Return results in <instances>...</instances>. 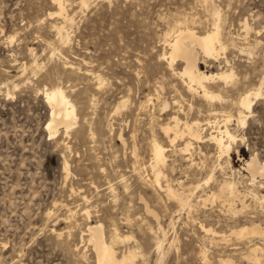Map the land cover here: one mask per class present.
<instances>
[{
	"label": "rangeland",
	"instance_id": "1",
	"mask_svg": "<svg viewBox=\"0 0 264 264\" xmlns=\"http://www.w3.org/2000/svg\"><path fill=\"white\" fill-rule=\"evenodd\" d=\"M53 1L0 0V264H97L94 225L118 259L136 251L133 264H203L204 253L207 264H264V177L247 169L252 156L264 164V97L246 128L237 105L264 82V0H63V11ZM184 22L198 35L221 26L226 50L216 60L199 55L220 98L190 94L183 61L170 64L169 42ZM230 69L234 80L218 78ZM54 88L76 118L50 132ZM228 116L236 140L220 159L207 123L217 118L224 130ZM176 117L185 135L173 145L163 129ZM184 121L204 128L189 152ZM155 141L166 157L159 183ZM226 181L241 195H222ZM168 186L194 192L189 206Z\"/></svg>",
	"mask_w": 264,
	"mask_h": 264
},
{
	"label": "bare ground",
	"instance_id": "2",
	"mask_svg": "<svg viewBox=\"0 0 264 264\" xmlns=\"http://www.w3.org/2000/svg\"><path fill=\"white\" fill-rule=\"evenodd\" d=\"M54 1L59 3L58 5H60V7H61L60 11H63V7H62V1L63 0H54ZM64 1H63V3H64ZM81 1H83L84 4H85L89 0H87V1L86 0H81ZM63 5H65V4H63ZM54 6H55V4H54ZM85 6H87V5H85ZM81 7H83V6H81ZM57 14L60 17L61 12H60V14L59 13H57ZM64 18L65 17H62V19H64ZM68 20L66 18V21H68ZM63 21L65 23V20H63ZM180 23H179V25H180ZM177 24H176V26H177ZM184 25H185V22H184ZM185 26L186 27H184V28H182L183 26H181V27L178 26L176 28V30L173 31L174 32L173 39L171 38L172 40L169 42V46H170V50H171V52H170V64L173 65L177 60L183 61L184 68H183V70L181 72H179V75L185 80L189 91L192 92L190 94L193 95L195 93H202L203 97H205L207 99L220 98L219 95H214L208 88L207 83L210 82L211 80H214L216 77L213 76L212 74L208 73V72L203 71L200 68L199 55H200V53H202L205 58L216 60V59H218L221 51H225L226 50V44L224 43V41L222 39L221 26H220L219 23H216L214 25V28H213L212 31H210V32H208L206 34H203V35H198L195 32V30H193L192 28H189L190 26L189 27H188V25H185ZM57 28H58V26H57ZM58 29H60V28H58ZM61 30H62V28H61ZM61 33H60V35H61ZM63 35H62V37H63ZM64 39H66V38H64ZM63 41L61 43H64ZM192 45H194V47H192ZM198 50H200V52ZM23 70H25V69H23ZM218 78L220 80L228 83V82L234 80L235 74H234L233 70L230 69L228 71L220 73L218 75ZM263 84H264V82L258 88H255L253 90H250V91L242 94L240 99H239V101H238V103H237L238 108H239V124L242 126V128H246L247 127L248 119H249L250 115L253 113V109H254L257 101L264 97ZM16 88H17V86H16ZM46 97H47V100H48L49 104L53 107V113H52L53 115L51 116L52 120L49 122V124L47 126V129L50 130V132L56 131L58 126L61 125V124L66 125L65 127H68V128L71 127L72 123L74 122L73 120L76 118L74 116V113L76 112V107H75V105H73L71 103L72 101H70L67 98L65 92L61 88H58V89L54 88L52 91H48L46 93ZM227 118L228 119L225 120L226 124L224 126V128H225L224 130H222L220 128V126H219L220 122L217 120V118H216V120L214 122H211V121L208 122L207 121L208 122L207 125L214 126L215 129L217 130L216 133H218V134L217 135L211 134L210 140H212V142H214L217 145V147H218V149L220 151V154H219L220 155V159H222L223 156H226L229 159L231 158L230 153H231V150H232V144L236 140V137L231 133V131L228 128V123L232 121L231 116H228ZM173 121H174V126L169 125V126L165 127L163 130H164V132L166 134L165 136H167L171 140V143L174 145L177 142V139L179 137H184L185 134H184V132H182L183 129L180 127V125H181V123H183V121L181 122L179 117L174 118ZM184 125H185L184 128L187 131V135L189 136L190 141L189 142L187 141L188 143L186 144V146L184 148H182V151L183 152H189L191 150L190 148L192 146V142H191L192 140H197V141H201V142L204 140V137H203L204 128L201 129L202 123L199 122V121H193V122H190V123L187 122V121L185 123V121H184ZM225 138H227V140H225ZM188 157L190 158V156H188ZM249 160L250 161L247 162V169L251 173V175L253 177V180L258 175H261V176L264 177V164L260 163L257 158H253V156H252V159H249ZM165 164H166L165 149H164V147L161 144H159V142L155 141V143L153 144V164H152V168L154 170L156 181L158 183L160 182V178L163 175V172L161 171V166H163ZM178 165L179 164H177V166ZM186 168H187V165H186ZM200 170H201V168H200ZM178 171H179V169H178ZM188 173H190V172H188ZM212 177L213 176H211L210 179H212ZM209 180H207V183L210 182ZM222 184L220 183V185H221L220 188H221L222 195L225 193V194H228L232 198L233 197H238V196L241 195V192L236 188L234 183L226 181L223 185ZM200 187H202V186L201 185H197L194 188V192L198 191L200 189ZM166 190L169 192V194L171 196L175 197V199L177 198V200L179 201L180 207H181V205L183 207L184 206H189L190 199H192L193 195L195 194L194 192H192V194H190V195H186V193H181L180 194L177 191H175L171 186H168V189H166ZM191 195H192V198H190ZM208 195H210V194H208ZM212 196L216 197L217 195L213 194ZM229 196H227V197H229ZM210 197H211V195H210ZM210 197H209V199H211ZM199 199L201 200V198H199ZM207 199H208V197H207ZM224 199H225V197H224ZM204 204H205V202H204ZM206 205H207V203H206ZM224 207H225V205H224ZM244 207H245V205H244ZM238 210H239V208H238ZM230 212H232V211L230 210ZM234 215H237V214H234ZM203 216H205V214ZM216 226H217V224H216ZM219 226H220V224H219ZM203 228H204V230L207 233H211V234H214V235H219V236L225 237V234H219V233H217L219 231L215 232V230L212 229V228H209V229H207L205 227H203ZM103 229L104 228L102 227V225L90 226L89 229H88L89 242L94 247V250H95V253H96V258H97V264H133L134 263V259L137 256L136 255L137 253H135L136 251L135 252H134V250L133 251H129V253L127 255L124 254L122 259H118L117 254L115 252V248L111 244L107 243V241L105 239V235H104V230ZM245 230H246V228H243V229H241L239 231L233 230V231H231L230 235H232V234H234V235L235 234L242 235L245 232ZM253 232L256 233V234L260 233V232H257L256 229ZM164 239H163V241H164ZM118 240H120L119 236H118ZM163 241H159V246H158L159 249H161L163 247ZM258 250H259V248H256V249L252 250V253H253V256H254V260H256L257 262H259L257 254H256L257 252H259ZM201 257H202V255H201ZM208 257H207V255L205 253L203 254V258H202L203 259V264H207L208 263ZM221 264H235V263L230 261V260H221Z\"/></svg>",
	"mask_w": 264,
	"mask_h": 264
}]
</instances>
